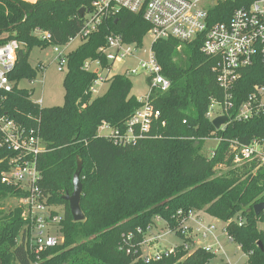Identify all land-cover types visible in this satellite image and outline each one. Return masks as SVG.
<instances>
[{"label":"trees","instance_id":"trees-1","mask_svg":"<svg viewBox=\"0 0 264 264\" xmlns=\"http://www.w3.org/2000/svg\"><path fill=\"white\" fill-rule=\"evenodd\" d=\"M93 0H0V46L15 39L17 50L11 87L0 90V113L26 127L38 129L43 151L37 157L39 185L51 204L63 207L60 231L62 243L43 252L37 264H205L213 255L197 247L187 253L181 246L159 261H144L139 243L154 217L176 228L180 209L203 211L225 222V231L247 256V264H264V212L258 216L253 206L264 201V166L256 163L236 166L232 162L230 140L248 143L264 138V114L247 121H231L223 130L215 129L205 116L210 98L221 97L212 68L214 60L201 51V39L179 42L157 39L151 50L170 80L166 92H153V104L160 117L148 136L134 144L119 146L97 133L106 123L123 127L141 105L130 94L131 81L116 74L106 91L93 96L90 87L96 77L82 69L86 59L98 58L97 49L113 32L128 43L142 44L150 25L141 13L120 10L103 19L97 29L66 55L63 104L39 107L32 90L19 88L21 80L34 81L41 64H29L34 47L64 45L80 32L84 15ZM234 4L225 6L228 10ZM216 17V21L225 20ZM35 30L49 35L35 36ZM104 63V62H103ZM264 82L259 62L246 68L235 84V107ZM164 122V124H162ZM218 137L214 155L204 151L202 137ZM12 152L0 148V202L21 197L16 186L1 182ZM81 161L80 207L84 220L73 221L68 202L62 199L73 190L72 176ZM225 169L223 173H220ZM18 206L0 216V264H31L34 255L18 239L23 237L24 220ZM244 219L242 225L234 220ZM261 224L263 229H259ZM141 228L142 233L136 229ZM135 232L131 253L124 249L122 236ZM185 256V257H184ZM184 257V258H183ZM183 258V259H182ZM182 259V260H181Z\"/></svg>","mask_w":264,"mask_h":264},{"label":"built area","instance_id":"built-area-1","mask_svg":"<svg viewBox=\"0 0 264 264\" xmlns=\"http://www.w3.org/2000/svg\"><path fill=\"white\" fill-rule=\"evenodd\" d=\"M227 4H234V6L228 10L225 7ZM122 9L142 14L143 19L150 25L147 33H151L153 42L168 38L179 42L201 39L200 51L214 60L212 70L221 90L220 98H210L205 116L210 121L219 116H226L227 120L221 125V130L231 121H247L264 114V82L254 84L252 90L238 106L235 107L232 101L235 84L243 71L257 62L264 69V0H93L91 10L86 11L83 27L76 37L85 39L97 29L103 19L114 16ZM228 12L227 19L216 21L217 16L224 17ZM35 32L40 33L42 39L49 37L45 32L39 30ZM68 43L60 45L62 49L58 45H53L58 71H62L66 66L65 47ZM21 46L22 44L15 39L0 46V90H8L11 87L12 83L8 75L14 68L16 53ZM97 54L98 58L86 59L82 65L85 72L96 75L90 87L93 96L98 94V87L108 83L114 76L110 72L112 65L116 62L133 61L125 66L121 73H118L120 75L127 77L140 73L145 75L149 90L138 98L141 105L133 112L126 124L115 128L102 123L97 129L99 135L116 145L134 144L148 136L153 123L159 119L160 111L153 104V92H166L170 87V80L162 74L151 47L147 50L142 44L128 43L119 34L109 33L104 44L97 49ZM41 68H43L42 65ZM33 102L41 107L43 100L39 98ZM215 107H218V111H214ZM199 140L204 144L209 140L216 141L215 148L206 152L208 156H212L222 139L206 136ZM229 143L234 165L240 166L254 162L257 167L264 166V138H256L248 143L230 140ZM0 148L12 152L11 156L5 158L7 167L1 173V182L16 186L23 194L21 197H15L22 209L21 217L25 221L23 237L18 240L26 246L29 253L35 256L36 262L31 264H37L43 252L63 241L60 226L64 213L59 206L49 202L48 195L39 185L41 174L37 167V157L44 149L43 142L38 129L26 127L6 114L0 113ZM199 214L200 211L178 210L175 216L178 223L176 228L169 227L159 216L154 217L139 243L140 257L146 262L159 261L175 253L178 246H181L188 254L195 248L201 247L213 255L205 264H212L218 255L221 256L218 259L220 264H233L227 258L223 245L215 234L216 226L206 222ZM234 220L238 225L244 222L240 216ZM159 221H164L167 228L161 234L156 233L155 230ZM223 223L222 231L232 242L225 231L226 223ZM136 232L143 231L137 228ZM147 233L149 238L145 239ZM171 233L182 239L180 245H175L168 250H156L151 254H143L144 244L158 241ZM199 234L203 239L212 238V241L206 245H198L196 237ZM134 236L135 232L122 236L124 244L120 249H124L127 254L131 253V242ZM237 246L241 250L240 246Z\"/></svg>","mask_w":264,"mask_h":264},{"label":"rangeland","instance_id":"rangeland-1","mask_svg":"<svg viewBox=\"0 0 264 264\" xmlns=\"http://www.w3.org/2000/svg\"><path fill=\"white\" fill-rule=\"evenodd\" d=\"M28 1H35V0H28ZM35 36L40 37L41 34L35 32ZM83 39L80 37H75L69 41V43L65 47V54L75 50L81 43ZM153 42V38L151 33H147L144 38L142 39V46L149 50L151 44ZM60 46V45H58ZM60 49L63 47L60 46ZM55 52L53 50V45H49L45 48L34 47L31 49L29 54V64L32 67H36L38 64H41L43 68L38 69V73L34 81L29 82L28 80H21L18 83L19 88H25L32 90L31 100L35 101L39 98H42V106L41 107H54L60 106L63 104V79L65 74L67 73V67L65 66L62 71H58V63L54 60ZM133 61H129V63L124 62H116L111 67V75H115L121 73L123 68ZM131 81V91L130 94L135 96L136 98H141L148 90V84L145 79V75L143 73L131 75L129 77ZM108 83H104L100 87H98V94H94V96L103 94L107 89ZM214 111H218V107H215ZM216 141L209 140L206 141L204 144V151L207 153L215 148ZM220 173L225 172V169H222ZM19 206L18 200L14 197H8L5 200L0 202V216L8 211L12 210L15 207ZM61 211H63V207L60 206ZM60 211V212H61ZM200 217L204 218L206 222H211L216 226L215 234L218 237L219 242L223 245L224 252L227 255V258L233 264H247V256L238 248V246L230 242L227 239V236L222 231L223 222L213 218L212 216L208 215L207 213L200 211ZM259 229H263L261 224H258ZM166 225L164 221H159L156 226L155 230L156 233L161 234L164 233L166 230ZM154 233V232H153ZM149 238V234L145 235V239ZM196 241H198V245H206V243H210L212 238L203 239L201 235H197ZM182 239L173 233L167 234L163 236L160 240L155 242H148L142 246V252L144 255L151 254L154 251H161V250H168L175 245H180ZM62 243V242H61ZM221 256L218 255L217 259H215L212 264H220L219 258Z\"/></svg>","mask_w":264,"mask_h":264},{"label":"water","instance_id":"water-1","mask_svg":"<svg viewBox=\"0 0 264 264\" xmlns=\"http://www.w3.org/2000/svg\"><path fill=\"white\" fill-rule=\"evenodd\" d=\"M86 12L85 8H80L78 11L79 16H83ZM227 120L226 116H219L212 119L211 123L215 129H220L221 125ZM81 161L78 159L76 164V169L72 176V187L73 190L70 194L66 193L62 196V199L68 202L70 214L73 221H82L84 220V214L80 207L81 195H82V183L80 181V171H81ZM264 210V201L259 202L253 206V211L256 216L261 214Z\"/></svg>","mask_w":264,"mask_h":264}]
</instances>
